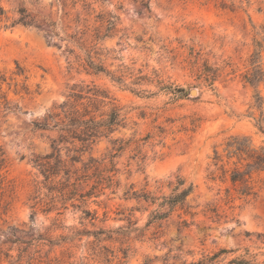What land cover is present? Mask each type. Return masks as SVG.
I'll return each instance as SVG.
<instances>
[{
	"label": "rangeland",
	"instance_id": "obj_1",
	"mask_svg": "<svg viewBox=\"0 0 264 264\" xmlns=\"http://www.w3.org/2000/svg\"><path fill=\"white\" fill-rule=\"evenodd\" d=\"M72 1L0 0L8 16L16 17V10L24 7L37 25L6 27L10 21H0V69L13 76L20 66L27 79L16 77L18 85L29 88L28 94L11 89V105L18 108L0 113V146L6 158L0 264H190L219 248H253L250 238L255 237L245 231L264 234V171L253 176L259 179L257 194L249 200L238 198L232 188L227 194L230 184L210 179L209 173L214 170L213 148L221 151L230 135H248L254 145L264 147V81L258 86L259 108L254 89L243 78L250 69L254 40L261 42L264 71V0H80L74 8ZM109 12L119 16L111 36L81 43L86 35L79 39L84 27L82 20L75 23L76 13L97 26L95 16ZM91 48L96 60L122 75L121 81L101 72L68 70V62L83 58ZM197 52L201 62L217 70L213 90L187 62ZM81 80L106 88L127 119L125 127L99 138L81 154L82 162L92 157L114 163L119 186L83 201L74 197L51 202L47 190L37 187L41 176L31 159L52 152L50 138L56 133L35 130L32 120ZM156 80L183 86L189 95L175 98ZM192 89L195 94H190ZM259 120L263 132L256 125ZM147 134L137 147L131 142L110 157L114 139L136 140ZM176 174L193 185L183 209L161 228L150 226L143 237L132 229L123 236L114 232L128 225L129 214L138 219L132 227L143 226L152 209L142 211L145 202L124 194L131 185L155 191L156 181H164L161 191L168 193L165 182ZM88 188L85 183L78 187L79 192ZM187 206L196 215L192 224L182 227L178 215L183 216ZM83 209L95 217H85ZM99 228L105 230L100 242L92 235Z\"/></svg>",
	"mask_w": 264,
	"mask_h": 264
},
{
	"label": "trees",
	"instance_id": "obj_2",
	"mask_svg": "<svg viewBox=\"0 0 264 264\" xmlns=\"http://www.w3.org/2000/svg\"><path fill=\"white\" fill-rule=\"evenodd\" d=\"M78 1L80 0L72 1L73 8ZM82 5L84 8L89 7L84 2ZM16 14V17H10L8 12L0 6V21H10L9 24H6V27L17 24L26 27L37 26L34 18L30 16L24 7L18 8ZM95 18V21L99 24L90 26L87 23V18H81L80 14L76 13L75 23L79 24L82 20L84 27L79 39L86 35L81 43L87 41L89 37L96 41L110 37L115 30L119 16L116 13L109 12L97 14ZM49 24L52 25V23ZM74 36V33L69 35V37ZM254 45L255 49L249 59L250 69L245 72L243 78L254 89L256 106L260 108L262 96L258 91V86L264 81V71L261 66V42L254 40ZM91 52L92 48L85 50L83 58L76 56L75 62H68V70L71 72L75 69L78 73L84 71L85 73L94 74L101 72L113 81L122 80V75H115L114 72L108 70L99 59L96 60L91 55ZM199 55L198 52L195 53L192 55L193 59H188L187 62L200 82L213 90L217 70L208 66L206 61L201 62ZM16 67L17 70L13 73V76H7L6 72L0 69V113L2 114L14 112L18 108L17 104L11 105L9 98L11 89L15 94L20 92L29 93V88L25 83L18 85L16 77L24 76V70L18 65ZM24 79L26 80L27 77L24 76ZM142 79V77H137V80ZM156 82L160 84V89L169 91L175 98H183L189 95L188 89L183 86L163 85L161 80H156ZM126 123L127 119L121 113L120 106L106 88L100 87L93 81L87 83L81 80L72 83L60 102L53 103L44 115L32 120L35 130L54 131L56 133L55 137L50 138L52 152L42 156H34L31 159L32 166L36 168L41 176V181L37 182V187H43L47 190L51 202H65L74 197H78L79 200L83 201L89 197L100 195L105 189L118 188L119 181L116 178L118 170L114 163L110 161L109 164H106L103 160L92 157L82 162L81 154L99 138L108 137L117 129L125 127ZM256 125L263 132V125L260 120L257 121ZM148 138L149 134L136 140L131 138L126 141L114 139V153L110 157H115L131 142H134L137 147V141ZM221 145V151L216 147L213 148L212 162L214 170L209 173L210 179L215 180L218 178L223 183L228 182L230 187L225 188L227 194L232 188L238 198L245 200L254 198L257 194L256 183L259 179L254 180L253 176L264 171V147L254 145L248 135L239 134L226 137ZM63 149L65 150L64 156L61 154ZM77 163H81V165L77 166ZM5 166L6 158L3 148L0 146V200L5 182L3 174ZM217 171L219 175H216ZM81 183H85L89 188L79 192L78 187ZM156 183L158 186L155 191H148L145 188L134 190L131 185L129 190L124 193L129 195L130 198L145 202L147 207L142 211H147L148 207H152V209L149 210L146 221L141 227H132L138 223V219H133V215L129 214L125 217L128 225L119 226L114 231L116 234L123 236L132 229L139 232V237H143L144 232L150 226L154 229L161 228L162 223L171 217L177 209H183L187 197L193 191L192 183L187 182L179 174L165 182L169 189L168 193L161 191L164 181H156ZM188 208L189 206L183 210V216L178 215L182 227H187L194 222L196 213ZM46 211H49V209ZM210 211L215 212L212 209ZM82 213L85 217L89 216L91 219L95 217V212L89 209H83ZM157 232H152L154 238ZM104 233L105 230L99 228L92 232V235L100 242L103 239H99V235ZM245 235L255 237V240L250 238V241L254 244L253 248L241 245L233 248H219L211 254L201 256V258L190 264H264V234L245 231ZM99 249L107 250L105 246H101ZM122 253L124 254L125 251L123 250Z\"/></svg>",
	"mask_w": 264,
	"mask_h": 264
},
{
	"label": "water",
	"instance_id": "obj_3",
	"mask_svg": "<svg viewBox=\"0 0 264 264\" xmlns=\"http://www.w3.org/2000/svg\"><path fill=\"white\" fill-rule=\"evenodd\" d=\"M196 93V90L195 89H192L191 91H190V94H195Z\"/></svg>",
	"mask_w": 264,
	"mask_h": 264
}]
</instances>
